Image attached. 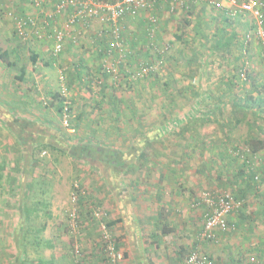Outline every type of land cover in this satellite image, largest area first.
I'll return each instance as SVG.
<instances>
[{"label": "crops", "instance_id": "0c3cea01", "mask_svg": "<svg viewBox=\"0 0 264 264\" xmlns=\"http://www.w3.org/2000/svg\"><path fill=\"white\" fill-rule=\"evenodd\" d=\"M199 1L203 0H188L190 8L197 10L200 15L189 19L191 13H187V16L183 17V22L179 21L182 8L176 9V27L181 32L185 26L189 32L176 33V66L179 65L177 59L181 58L179 56L181 48L178 47L177 41L182 43L187 41V50L194 49L196 58L192 62H187L184 68L176 70V90L184 84L185 88L181 89L189 92L184 94L187 99L176 93V116L168 120L157 119V125L151 126L152 128L142 127L138 132L130 129L133 127L131 126L133 121L140 120L138 116L124 112L126 115L120 116L121 123L128 129L118 132L113 127L114 124L110 125L109 118L118 107L116 100H123L122 93L116 91L114 86L107 85V82L104 83L106 78L103 76V87H99L98 90L94 87L96 91L92 95L86 94V101L100 108L90 112L89 116L83 115L82 120L85 124H79L74 134L76 144L91 145L92 142L103 141L107 145L94 146L107 151L109 156L103 157L102 162L94 164L102 172L100 175L93 173L91 179L85 174L90 169L88 163L80 165L85 170L80 183L85 192L76 203L79 208V227L74 234L85 259L83 264H107L100 232L91 216V209L94 208L92 203H99L108 211L110 221H114L110 226L114 228L119 250L128 254L121 259L120 264H178L181 253L185 254L186 250L194 246L209 255L211 264L243 262L249 264L247 261L251 257L245 259L241 255L238 256L241 250H245L240 249V239L245 238L247 234L264 231V221L261 219V215H264V203H259L260 206L255 204H258L257 199L264 202V172L255 159L250 160L249 155L242 152L250 141H254L257 147H262L255 152L251 151L252 154L262 155L264 152L263 47L258 41L251 44L248 53L250 59L248 69L251 74L248 81L240 82L235 77V71L240 63V55L242 60L246 57L242 56L240 49L231 56L223 49H214L211 39L215 38V35L210 32L206 36L209 32L206 27L209 22L206 9H210L211 5L205 4L204 1L203 7L199 5ZM152 8L141 11L137 17L128 16L123 20L124 33L127 35L125 42L131 50L128 54L129 62L126 65L125 62L121 63L119 66L121 71L125 68L130 74L133 69L129 63L133 59V54L148 52L151 43H148L145 37L147 31L145 25L149 17L147 15L148 12L153 13L154 9L160 10L159 4ZM226 10L216 12L223 14ZM88 23H78L74 28L79 27L77 29L79 31L89 30L88 32L94 34L93 39L88 36L89 41H83L84 46L91 47V51L80 49V41L66 43L67 47L71 45L69 42L76 43L74 46L71 45L72 48L78 46L76 52L67 55L69 60L67 68L71 76H74L73 83L66 75L68 71L65 73L62 68L67 86L73 84L76 88L74 94L78 96L73 102L79 111L84 100L81 97L84 92L80 87L84 84L91 87L89 82L84 81L85 75L100 74L104 64H111L114 61L104 53L110 41L107 25L95 20ZM128 28L133 30H129V34L126 30ZM135 31H139L140 34L144 31V36L137 35ZM229 34H234L232 29ZM157 38L160 37H156L150 46L153 49ZM214 50L220 57L214 54ZM38 51L40 53H37V61L32 63V68L19 62L15 63L19 69L18 76L23 68L25 73L38 68V60L42 58L43 50ZM211 58H216L220 63H211ZM104 59H108L106 63L103 62ZM234 59L237 60L232 63ZM138 64L139 62L137 66ZM179 70L181 71L177 72ZM109 108L113 110L110 112ZM169 119L170 121L176 119V131L175 127L170 126ZM52 132L56 135L55 131ZM169 136L176 138L175 144L170 143ZM237 151L241 154H236ZM258 172L260 179L255 181L253 175ZM102 174L105 175L103 178ZM222 190H230L236 195H241L245 201L241 209L228 217L229 222L234 224L232 229L235 231L234 234H241L235 242L233 241L237 245L226 247L225 240L231 243L233 239V236L230 239V231L220 233L215 241L196 244L195 233L203 226L208 211V205L201 195L205 191L215 193ZM70 194L71 191L65 197L56 193L50 217L40 215L37 221L31 222V230L45 223L39 234L42 243L41 260L34 259L32 264H62L65 241L64 237L59 238L56 235L60 234L63 228L61 224L69 225L67 216L73 207ZM16 215L19 220L18 228L16 227L19 235L21 232L19 212ZM16 215L12 213L10 218L15 220ZM14 226L13 221L12 225H9L8 219L6 230H14ZM250 247H247L248 252H251ZM256 247L258 245H252V248ZM20 260V255L16 257L14 263L0 254V264H20Z\"/></svg>", "mask_w": 264, "mask_h": 264}, {"label": "rangeland", "instance_id": "374dc122", "mask_svg": "<svg viewBox=\"0 0 264 264\" xmlns=\"http://www.w3.org/2000/svg\"><path fill=\"white\" fill-rule=\"evenodd\" d=\"M261 1L264 2V0ZM203 2L204 0L199 1V5H203L204 7L207 2L205 1L204 2L205 4ZM224 5L227 6V3L224 2ZM159 8H160L159 11L157 9H154L153 13L148 12L147 15L148 17L152 14H155V16L158 18V26H157L158 28L156 29L157 32L155 31L156 33L154 34L153 38L148 37L147 34L145 35V37L148 39L147 42L148 43L150 42L151 44L152 42L155 41L156 37H160V38L159 39L157 38V42L153 44L155 46L154 49L150 47L151 44L149 45L147 54L142 51L140 53L133 54L132 57L133 59L130 60L129 64L132 67L131 69L135 71L134 67L137 66V62L140 63V61L142 60L156 59L157 54L161 53L159 49H162L164 46H167L168 47L167 50H165L164 53H161L165 55L163 63L157 66V68H155V70L149 76L146 75L142 77L133 78L130 75L129 77L125 78L121 75L120 76L118 75L117 79H113L110 75H106V80H104V83L107 82V85L109 86L112 85L115 87L116 91L117 90L120 91L122 93V99L124 100V101L116 100L118 102L117 104L118 107L116 108V110H114V112L111 114L109 118L110 125L114 124L115 126L113 127H115L118 132L127 131L128 129L123 127L121 123L120 116L122 114L126 115L124 112H126L127 114H129L130 112L138 116V119L140 120L136 122L133 121L131 123V126L133 127L130 129L139 132L140 129H142V127L152 128L151 126L157 125L156 123L157 119L168 120V118H172L176 116V93L183 96L184 99H187V97L184 94L185 93L189 94L188 90L181 89V87L185 88L184 84H181L180 87H178V90H176V70H178L180 67L184 68L187 62L189 63L196 59L195 53L193 52L194 49L187 50L186 48L187 41L183 43L181 41L180 42L177 41L179 45L178 47L181 48L179 56L181 57L180 59L182 61V65H180L181 61L178 58L177 61H179L178 62L179 65L176 66V33L185 32L189 34V32L187 30V27L185 26L184 29L182 27L181 32L179 28L176 27V9L173 12H170L167 5L161 3H159ZM211 8H213V11H211ZM222 9L223 10L227 9V10L223 11V14L216 12L219 10L221 11ZM233 9L237 10L235 14L231 13ZM233 9L216 8L211 6L210 9H206V16H208L209 18L208 19L209 22L206 26L209 29V32H207L208 29H206L207 32L206 36H208L210 32L218 36L217 34L219 33L220 30V34L222 33L221 40L229 41L228 34L230 33L231 29L233 30L234 34H229L232 37V40L230 38V46H225L223 50L226 51V53L230 54L231 56V54L234 55L237 49H240L242 56L246 57L244 58V60H242L240 55V63L238 65L237 70L235 69L236 70L235 77L237 74H239V71L241 69L246 70L245 73L247 79H244L245 81H243L242 79L240 80L239 78V81L244 83L248 81V78L251 74V72L248 69L250 66V59L248 58V53L249 50L251 49V44L253 42L257 43V40L255 38H251L248 42L245 41L246 34L252 28L251 20L248 17H246V15H243L241 12H239V9L237 7ZM8 11H12V13L15 12L17 13V15L19 14L22 15L26 13L28 14L34 13L36 11L39 12V9H36L33 6L31 0H0V46L1 45L6 46L9 51V64L6 65L0 59V117L4 116L5 118L6 116L7 122H10L9 125V123H4L0 119V239H1L0 249L2 252L0 254H2L6 259H10L11 262L14 261V263H16V257L18 255H20L21 257L20 252L15 247V243H16L15 239L18 231V229L16 230V227L19 224V220L16 214L18 213L19 194L23 193L21 189L24 186V184L31 183L33 181L42 184L43 190H45L44 197L49 202V211H50L52 205L54 204V200H55L54 196L56 193L62 196L65 195L66 197L68 193L72 191L73 184L75 181H77L79 185L82 187L80 183H82L81 180L83 179V174L85 173V170L84 168H82V166H80L81 164L88 163V165L90 166L89 171L85 173L90 179L93 176L92 175L93 173L95 175H100L101 174L100 172H102L99 171V169L96 168V165H94L90 160L92 156H90L89 154H87L86 156L85 153L87 152L86 150H84V152H81L79 150V144H76V139L74 138V134H76L79 128V124L80 125L85 124L84 121L82 120L83 115L89 116L90 112H93L96 108H100L98 106H93L91 102L86 101V94L92 95L93 92L96 91V89L98 90L99 87H103L104 83L95 82V84L91 85V87L88 86L87 84H84L83 87H80V90L84 92V95L81 94L82 99H84L81 105V111H79V109L77 110L73 102L74 100H76L75 97L78 96L74 94V92L76 93V88L73 84H69L67 98L71 103V111L74 114V118L72 119V124L75 130L74 132H68L66 127L62 124L61 115L58 110V103H57L58 99L56 101L55 100L51 101V99H54L55 93H58V95L61 96L59 93L60 68H64L65 73L68 71L66 75L68 76V78L72 83L74 82L72 80L74 76H71L69 68H67L69 61L67 55L76 52V48H78V46H75L76 48H72L71 45L74 46V44L76 43L69 42L71 45H68L67 47L66 43L68 41H80L81 42V44H79L80 49L91 51V47L87 45L84 46L83 41H87L88 36H90L93 39L94 34L88 32L89 30L83 32V29H81L79 31L77 30L79 29V27L73 28L72 32L66 34L65 36V44L63 51L58 57L52 60L51 58L52 40L46 37L41 41H39L38 39L33 38L32 31H28L29 32L28 36L25 39L19 37L15 31L14 20L12 16L7 14ZM187 13H191L189 19H191L193 16L197 17L200 15V13L197 12V10L191 9L190 7L187 9L182 8V14H180L182 16H180L179 21L183 22L184 20L183 17L187 16ZM61 20H62L61 17L58 18V27H60L61 25ZM161 21H162V25H161ZM163 21H164V26H163ZM50 30L51 29L47 27L44 30V32L46 34H49ZM126 30L128 34L130 33L129 30L133 31L131 28H128ZM73 31L77 33L75 34L73 33ZM136 34L144 36V31H142L141 34L138 31L136 32ZM72 36H77V38L73 40ZM205 40L206 42H208L207 37ZM211 40L213 43L214 38H212ZM125 46H126V50L128 51L131 50L128 48L126 43ZM39 49L43 50V52H41L43 53V56H41L42 58L38 60L39 61L38 68H34L33 70H30L29 73L28 72L25 73L22 79L17 78L19 69L15 63L19 62L27 66L29 65L30 68H32V61L30 59L31 51L33 53L39 54L40 53V51H38ZM233 49L235 51H232ZM140 54L145 56H141ZM214 54H216L217 57H220L218 52H216L215 50H214ZM107 60L108 59H104L103 62L106 63ZM210 60L211 63H216V62L220 63V61L216 60V58H211ZM236 60L237 59H234L232 63H234ZM180 71L181 70L177 72ZM102 76H104L102 71L100 74H95V75L92 73H88L85 75V79L89 78L90 81L91 79H95V78L99 79ZM108 110H110L111 112V110L113 109L109 108ZM108 110L106 109V112ZM95 116L96 115H94V117ZM13 117L27 119V121L29 122L32 121V122L40 123L41 126H44L45 129L47 130L41 128L40 126L37 129V131L38 130L39 131L37 133L35 132V134L41 135L42 139L49 140L50 142H52L54 145H57L61 149L65 148L64 149L65 152H60L57 149L42 150L39 153L37 160L32 161V159L31 160L28 159L26 161L25 157L27 155V150H29L30 148L27 147V145L25 146V141L28 139V135L23 139L24 141L23 140L21 141L19 139L16 133L17 131L16 132L13 131L11 127L12 119H14ZM161 120L159 122L160 125L162 124ZM49 128L55 131V133L57 134L54 135L52 130H50ZM174 129H175L174 131H176V126ZM168 138L171 144H175L176 138H173L172 136H169ZM126 140H128V138H126ZM96 144L98 146L107 145L103 141L98 140L96 142H92L91 145L81 144V147L82 149L84 148L92 149L95 147L94 145ZM75 152L76 153L81 152L80 153L81 155H79V157L78 156L74 157ZM104 176L105 175L102 174V178ZM60 187H62V189H60ZM35 188L39 190L38 186H36ZM256 201L258 202V204L255 203L257 206H260L259 203H264L259 199H257ZM62 205L63 208L65 209L64 204ZM75 206L76 208H78V205ZM92 207L103 208L102 206L99 205V203L96 204L92 203ZM78 210L79 208L77 209L78 220H79ZM104 210L107 211L106 209ZM12 213H15L16 215L15 220L10 218V215L12 216ZM38 213H40L39 214L40 217V215H42L41 211H39ZM61 213L63 214V209ZM32 216L35 217L34 214H32ZM261 216H262L261 219L264 221V215ZM39 217H37L36 219L33 218L32 222L37 221ZM8 219H9V225L10 224L12 225V221L15 223L14 230H9V231L6 230L8 226ZM107 219L108 222H110L109 213ZM67 220L69 221V219ZM95 221L96 220L94 219V222ZM95 223L97 224V222ZM61 227L63 228L60 231V234L56 235L59 238L64 237L63 240L65 241V246L63 247V254H62L63 257L61 259V262L62 264H71L75 249L79 248L81 254L82 251L79 245L76 243L77 237L74 234L75 231L70 229L71 227L69 225L62 226L61 224ZM111 229L113 231L114 228L111 227ZM234 233H235L234 230L230 231L231 234L230 239H232V236L233 239L231 243L229 242V240L227 241L225 240L226 247L229 246L230 248L232 247V244L237 245V243H233V241L235 242L238 239V236H241V234L239 235L238 233L236 234ZM240 242H241L240 249H245V250L244 251L241 250L238 256L241 255L245 259H249L250 257H255L254 260H248L247 262L249 264H262L261 258H263L264 256V231L258 234L256 233L247 234L245 238L240 239ZM249 242L253 246L258 245V247L252 248V245H250ZM248 246H251L250 247L251 252H248L249 251L247 248ZM221 247L225 248V246L223 245H221ZM30 253H31L30 258L31 257L33 258L34 253H32V249L30 250ZM38 253L41 255L42 246L38 249ZM248 255L249 257L247 258ZM33 260H28L27 264H32Z\"/></svg>", "mask_w": 264, "mask_h": 264}, {"label": "built area", "instance_id": "2783aa9c", "mask_svg": "<svg viewBox=\"0 0 264 264\" xmlns=\"http://www.w3.org/2000/svg\"><path fill=\"white\" fill-rule=\"evenodd\" d=\"M208 4L216 8L227 7L233 9L237 7L239 12L246 15L251 20L252 28L246 34L245 41L248 42L251 38H255L263 47L264 58V2L261 0H204ZM33 6L39 9V18L35 14H28L25 17L13 15L8 12L7 14L12 16L14 20L15 31L21 38L28 36V31H32V36L35 39L41 41L48 37L52 40L51 54L53 59L58 57L63 51L65 44L66 34L72 32V29L78 23H88L91 20H95L101 24L107 25L110 41L104 49L105 56L112 57L114 61L111 64H104L103 73L110 75L113 79H117L120 74L121 63L125 62L129 51L126 50L124 39L123 20L130 17H137L141 11L151 9L159 3H165L170 12H173L178 7L189 8L188 0H117L115 2H109L105 0H31ZM227 3V6L224 5ZM51 7H49V6ZM47 6V7H46ZM237 10H232V14H235ZM41 15V18H40ZM61 17V25L58 27V18ZM148 30L147 35L150 38L154 37L157 27L158 18L155 15L148 17ZM49 27L52 33L46 34L44 30ZM44 29V30H43ZM74 33V32H73ZM77 32H75L76 34ZM73 34V35H75ZM77 36H72L75 40ZM167 46L159 49L161 53L167 50ZM157 54L156 59L142 60L135 68V71H131L130 75L135 77H142L152 73L157 66L163 63L165 55ZM55 62V61H54ZM55 64V63H54ZM245 69L239 71V78L244 80L246 78ZM88 78V77H87ZM60 79V95L62 98V108L60 115L62 124L66 127L68 132H74V126L72 119L74 114L71 111V103L67 98L68 86L65 81V73L62 68L59 69ZM91 85L96 83H102L103 78L99 79H85ZM243 153L249 155V159L257 161L259 165L264 169V152L262 155L252 154L250 148L244 147ZM239 151L236 152V154ZM241 153H239L240 155ZM260 179L259 173L254 175V180ZM85 191L79 185L77 181L73 184V189L70 194V202L73 207L69 210L68 219L69 225L73 231L78 228L79 220L77 214L76 203L80 195H83ZM201 198L208 205V211L205 214L202 229L198 231V238L201 240L215 241L217 234L220 232L234 229V224L228 222V217L234 211L242 205L243 199H237L230 190H222L219 192L202 193ZM91 216L96 220L100 232L103 254L107 264H120L122 259V253L119 250L116 237L108 222V213L101 207H94L91 209ZM255 257H251L250 260H254ZM212 261L208 254L199 250H194L184 256L178 264H211ZM261 263L264 264V257L261 259ZM71 264H82V254L79 248L74 251Z\"/></svg>", "mask_w": 264, "mask_h": 264}, {"label": "trees", "instance_id": "16d2710c", "mask_svg": "<svg viewBox=\"0 0 264 264\" xmlns=\"http://www.w3.org/2000/svg\"><path fill=\"white\" fill-rule=\"evenodd\" d=\"M105 1L115 2L117 0H105ZM49 7H51V6H49ZM8 12L11 13L12 11H8ZM39 13H41V12H37L36 11L34 13H29V14H35L39 18ZM13 14L17 15V13H15V12ZM27 15H28V13L22 14V15L19 14L18 16L25 17ZM152 15H155V14H152ZM148 23H149V21H148V18H147L146 25H145L146 26V30H148L147 29L148 28ZM156 24L157 25H155V26L157 27L158 26V21H157ZM156 32H157V30H156ZM50 33H52V31H50ZM146 34H147V31H145V35ZM217 35L218 36L215 35L214 42H213V47H214L215 50H220V49H223L225 46H230V38H229V41L228 40H225V41L221 40L222 39V33L220 34V30H219V33ZM126 38H127V35L125 34L124 39H126ZM51 56H52V54H51ZM51 58L53 60V56ZM0 59L6 65L9 64V51H8V48L6 46H3V45L0 46ZM30 59H31L32 63H35L37 61V54H35V53H33L31 51ZM128 62H129V60H128V56H127L126 59H125V65ZM119 66H121V64ZM123 69L124 70H122V71L120 69L119 76L121 75L123 77H129L130 74L126 71L125 68H123ZM24 74H25V69L23 68V69H21V73H20V75L17 78L22 79ZM103 75H104V78H106V75H108V74L103 73ZM236 78L239 79V74L236 75ZM245 79H247V76H246ZM243 81H245V80H243ZM86 82H88V81H86ZM54 100L55 101L57 100L58 110L60 112V110L62 108V98H61V96H59L58 93H55L54 94V99H51V101H54ZM0 119L4 123H9V125H10V122H7V120H6L7 119L6 116H5V118H4V116H1ZM170 119H169V122L171 124L170 126L175 127L176 126V119L175 120H171V121H170ZM40 126H41L40 123L32 122V121L29 122V121H27V119H21V118L12 119L11 127H12L13 131H15V132L17 131L16 133H17L19 139L22 141L28 135V139L25 141V146L27 145V147H30V148H29V150H27V155L25 157L26 161L28 159L29 160L32 159V161L37 160V157H38L39 153L42 150H47V149L54 150V149H57L60 152H65L64 151L65 148H63V149L56 148L52 142H50L49 140L42 139V136L39 135V134H35V132L37 133L39 131V130L37 131V129ZM41 128L45 129L44 126H41ZM45 130H47V129H45ZM50 130H52V129H50ZM247 146L253 152H255L256 150H259L260 148H262V147H257L255 145L254 141H250V143ZM79 150L81 152H84V150H86L87 151V152H85L86 156H87V154L92 156V158L90 160L92 161L93 164H97L99 162H102L104 160L103 157H108L109 156L107 151H105L103 149L101 150L99 147H96V146L94 148H92V149H90V148L82 149L81 145H79ZM81 152H79V153L75 152L74 157H77V156L79 157V155H81L80 154ZM260 169H262V171L264 172V169L262 167ZM248 171H250V170H248ZM254 175H253V180H254ZM259 175H260V173H259ZM36 186L39 187V190L35 188ZM22 189H21V191L23 193L19 194V203H18V212H19V215H20V223H21V230L22 231L19 233V235L17 234L15 247L18 249V251H20V254H21L20 264H27L28 260H33V259L41 260L40 259L41 255L38 253V249L41 247V244H42L41 243V239L39 237V234H41V231L45 227V223H43V224L40 225L39 228H35L34 230H31V222H32L33 218L36 219L37 217H39V214H40V213H38L39 211H41L42 216H46V217H50L51 213L49 211V202L44 197V193H45L44 191L45 190H43V186H42L41 183H37L36 181H33L31 183H25L24 186L22 187ZM34 196H36V197H34ZM39 196H41V197H39ZM234 196L237 199H242V197H243L241 195L239 196V195H236V194H234ZM244 204H245V201L242 202V205L240 206V208H238V210L241 209L244 206ZM32 214H34L35 217H33ZM113 222L114 221H112V222L110 221L109 225H112ZM228 222H229V220H228ZM201 229H202V227H201ZM228 231H232V230H228ZM228 231H224V232H228ZM220 233H222V232H220ZM220 233L217 234V237H218V235ZM100 240H101V237H100ZM203 241L207 242L209 240H201V239H199L198 238V232H196L195 233V242H196V244H198L199 242H203ZM31 249H32V253H34V257L33 258L32 257L30 258V254H31L30 250ZM194 250H199L201 252H204V251L200 250V248H198L197 246L196 247L194 246L193 248H191L189 250H186L185 254L181 253L182 255L181 254L180 255L182 257L180 256L178 258V260L180 261L182 258H184V256L188 255V253H190L191 251H194ZM121 253H122V259L125 256L126 257L128 256L127 253H123L122 251H121ZM204 253H206V252H204ZM84 260H85L84 257H82V264H83Z\"/></svg>", "mask_w": 264, "mask_h": 264}]
</instances>
